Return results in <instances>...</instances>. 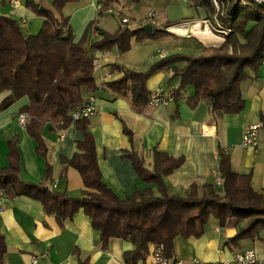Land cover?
<instances>
[{
	"label": "crops",
	"instance_id": "crops-1",
	"mask_svg": "<svg viewBox=\"0 0 264 264\" xmlns=\"http://www.w3.org/2000/svg\"><path fill=\"white\" fill-rule=\"evenodd\" d=\"M16 1L17 7L11 0H2L1 9L5 11L2 14L18 20L22 27H27L28 32L25 33L31 34L29 20L35 17V13L21 0ZM192 1L143 0L136 3L119 0L99 16L103 0H81L74 4L70 16L64 11L63 14L69 16L75 41H79L92 21L110 32L119 27V20L124 17L129 19L127 24L131 26L133 17L125 12L126 9L131 12L144 4L147 7L138 26L144 25V19L151 10H155L159 22L166 24L205 18L207 8L195 6ZM39 2L47 8H53L52 0ZM69 5L71 2L63 10ZM23 19L26 21L21 23ZM39 25L33 26L32 34ZM196 28L193 31L201 36L196 40L189 34H170L182 40L178 48L185 50L183 52L200 53V50L208 46L207 43L217 41L210 31ZM93 31L89 34V40L100 37L98 30L97 34ZM143 47L153 48L148 58L128 56L134 49ZM92 54L95 57L94 78L97 89L89 91L83 87L82 93L84 100L93 94L99 109L88 118V129L95 140L103 178L116 193L125 196L137 188L144 189L150 185L138 175L131 155L136 153L152 169L154 148L174 157H184V163L165 177L171 194L185 195L193 184H197L200 191H209L210 187L206 185L216 186L213 172H220V151L230 155L234 172L251 176L254 190H264V61L257 71L246 69L248 76L241 84L244 109L239 113L227 114L215 110L208 100H196L193 85H188L177 100L159 105L135 103L131 91L122 93L109 86V83L124 75L122 69L116 66L146 71L158 59L168 56L170 52L158 40L147 38L137 42L133 39L132 48L126 53L113 47L106 51L92 50ZM108 72L113 74L112 79H106ZM172 73L171 67L153 73L146 83L149 92L169 87L175 89L179 79L170 80ZM99 86H102L101 90ZM10 93V90L0 92V104ZM29 104V97L24 96L0 111V167L9 164L8 140L18 136L20 176L23 181L42 182L48 161L53 167L48 186L71 197H82L87 189L84 179L78 169L66 166L64 160L74 155L77 141L85 139L84 131L76 121L66 127L58 122L47 121L42 130L48 147L47 158H44L37 152L35 139L18 120L21 108ZM250 124H260L258 143L255 146L243 144L244 127ZM126 128L131 131V135L126 133ZM152 186L158 193L157 187ZM0 198L4 205L0 211V225L7 245L5 264H32L34 256L39 258L40 264H81L86 259L91 264H126L124 253L134 249L132 242L117 237L111 238L104 245L100 231L94 228L90 216L82 208L61 222L55 213H47L43 203L36 198L27 195L10 198L2 189ZM237 231L238 227L230 221L221 224L212 215L199 236L175 238L171 257L182 260L184 264H195L196 258L226 261L231 260L239 251L254 249L264 264V232L257 239H242L238 243L229 241ZM154 246L150 245L145 259L139 260L137 264H154L151 255Z\"/></svg>",
	"mask_w": 264,
	"mask_h": 264
},
{
	"label": "trees",
	"instance_id": "trees-1",
	"mask_svg": "<svg viewBox=\"0 0 264 264\" xmlns=\"http://www.w3.org/2000/svg\"><path fill=\"white\" fill-rule=\"evenodd\" d=\"M74 1L78 0H52V9H39L45 20L37 34H26L18 20L0 13V92L11 91L0 104V111L24 96L29 97L30 104L23 106L21 112L31 116L26 129L38 145L37 152L44 158L48 153L42 136L44 124L63 120L61 126L66 127L74 121L69 115L71 109L84 101L82 88L97 89L92 50L117 47L125 53L132 48L133 39L142 42L171 34L157 26H153L151 32L145 31L143 25L132 28L123 19L119 20V27L110 32L92 21L82 38L75 41L70 18L63 14L65 5ZM118 1L103 0L98 15L102 16ZM218 2V19L223 26L233 29L222 45L204 48L198 54L165 56L146 71L116 66L124 75L109 86L122 93L131 91L135 103L145 104L150 98L146 86L148 78L158 70L171 67L170 80L179 79L174 89L175 100L188 85H193L196 100H208L215 110L227 114L241 112L245 106L241 84L248 76L246 69L257 71L264 60V4ZM192 3L215 12L213 0H193ZM93 30L99 31L100 38L88 43ZM75 121L84 131L85 139L77 141L74 155L65 159L64 164L81 173L87 187L84 195L71 197L50 188L47 183L52 179L53 167L48 161L42 182L23 181L18 136H13L7 142L9 164L0 167V189L8 197L36 198L47 213H55L61 222L82 208L94 228L100 231L104 245L114 237L133 243L134 249L124 253L126 264H137L145 259L151 244H163L171 257L175 238L199 236L212 215L221 224L230 221L238 227L236 235L229 240L235 243L257 239L264 232V190H254L250 175L232 170L229 154L220 151L222 186L206 185L209 191L199 195V186L193 184L185 195H178L169 192L165 177L184 163V157H174L154 148L153 167L149 169L144 160L133 153L131 157L138 175L150 185L121 196L103 178L95 140L88 129L89 119ZM125 131L131 135L130 130ZM152 185L157 187L158 193ZM6 252L0 225V264H5ZM81 264L91 263L86 259Z\"/></svg>",
	"mask_w": 264,
	"mask_h": 264
},
{
	"label": "built area",
	"instance_id": "built-area-1",
	"mask_svg": "<svg viewBox=\"0 0 264 264\" xmlns=\"http://www.w3.org/2000/svg\"><path fill=\"white\" fill-rule=\"evenodd\" d=\"M2 1V0H0ZM243 5L248 3L264 4V0H235ZM215 6V12H208L205 18L199 20L190 21L184 20L179 23L171 24L166 29L175 30V28H186L190 30L194 27H200V29H206L210 31L213 35L218 36L216 33L229 35L233 29L225 27L222 25L221 21L218 19L217 13L220 11V4L218 0H213ZM11 3L17 7L18 2L16 0H11ZM101 7V6H100ZM26 20L23 19L21 23ZM124 22H129L128 18H123ZM144 24H151L152 26H159V21L157 19V14L155 10H151L144 19ZM94 34L98 31L94 30ZM162 55V54H161ZM264 61V60H263ZM106 79H112L113 74L108 72L105 75ZM102 89V86H99ZM174 101V88L169 87L167 89H157L150 93V98L148 103L150 105L168 104ZM98 101L97 98L91 94L87 97L82 104L75 106L71 109L69 115L72 119L78 120L81 118H89L98 112ZM18 120L23 127H26L27 122L31 120V116L25 112L18 114ZM58 124L62 125L63 120L58 121ZM260 124H250L244 127L243 130V144L248 146H255L258 143ZM214 184L216 186H222L223 177L219 171L213 172ZM4 208L2 198H0V211ZM152 258L154 264H184L180 259L170 257L166 254V249L163 244L155 245L152 251ZM32 264H40L38 257L32 258ZM195 264H262V261L257 257V253L254 249H246L239 251L231 260L226 261H208L201 260L199 258L195 259Z\"/></svg>",
	"mask_w": 264,
	"mask_h": 264
},
{
	"label": "rangeland",
	"instance_id": "rangeland-1",
	"mask_svg": "<svg viewBox=\"0 0 264 264\" xmlns=\"http://www.w3.org/2000/svg\"><path fill=\"white\" fill-rule=\"evenodd\" d=\"M81 0H78V1H74V2H71V5H69L65 10H63L64 11V13L66 14V15H71V10L74 8V4H76V3H78V2H80ZM21 2H23L24 3V5H26V6H30L31 7V9L33 10V12L35 13V17H33L32 19L30 18V24H31V26H30V30H29V33H31L32 34V31L34 30V25H36V24H39L40 23V25L38 26V29L36 30V32L35 33H33V34H37L40 30H41V28H42V26H43V16L40 14V12H39V9H41V7H46L47 8V6H45V4L44 3H40L39 2V0H21ZM46 2V1H45ZM52 6H53V4H52ZM115 7H117V8H119V6H117L116 4L114 5ZM3 7V5H1L0 4V10H1V12L0 13H2V12H5V11H2V8ZM146 7H147V5H141L140 7H139V9H134L133 11L131 10V12H130V10H128V9H126V13H128V14H130V15H132V17L134 18H132V20H131V26L132 27H137L139 24H140V22H141V17H142V15L145 13V10H146ZM35 18V19H34ZM112 20H113V22H116L115 21V19H113V18H111ZM123 19V18H122ZM128 23V22H127ZM165 22H159V26H157L158 28H160V29H163V30H166L167 32H169V33H171V34H182V35H184V34H189V35H191L192 37L191 38H194L195 40L197 39V38H200L201 36H199V33H196V32H194L193 30H194V28H196V27H194V28H191L190 30H187L186 28H175V30H170V29H166L169 25H171V24H164ZM72 27V26H71ZM198 29H200V27H198L197 26V28H196V30H198ZM23 30L25 31V32H28V30H27V27L26 26H23ZM201 30V29H200ZM203 30V29H202ZM72 31H73V28H72ZM86 31V30H85ZM85 33V32H84ZM220 38L218 39L217 38V36L216 35H213V34H211V36H214V38L217 40V41H215V42H211V43H207L208 44V46L207 47H204V48H213V47H219L220 45H222L224 42H225V40H226V37L227 36H225L224 34H221V33H216ZM84 35V34H83ZM187 36V35H186ZM89 38H90V36H89ZM95 38V37H94ZM100 37H96L94 40H98ZM81 39V38H80ZM151 39H153V40H155V41H157L158 40V43L162 46V47H164L165 49H167L169 52H170V54L169 55H172V54H175V53H186V52H183V51H185V50H180V49H182V48H178V47H181V45L180 44H178L179 42H181L182 40L179 38V37H175V36H173V35H161V36H159V37H155V38H151ZM90 42V40H88V43ZM205 42H206V40H205ZM132 45H133V42H132ZM153 51V48L151 47H143L142 49H134L133 51H131L130 53H128L129 55L128 56H130V57H133V58H141V59H145V58H148V55L151 53ZM128 52V51H127ZM199 52H201V50L199 51ZM126 53V52H125ZM188 54H192V53H188ZM194 54H198L197 52L196 53H194ZM158 60H160V59H158ZM157 60V61H158ZM156 61V62H157ZM199 192V195H202L203 193H205V192H207V191H198Z\"/></svg>",
	"mask_w": 264,
	"mask_h": 264
},
{
	"label": "water",
	"instance_id": "water-1",
	"mask_svg": "<svg viewBox=\"0 0 264 264\" xmlns=\"http://www.w3.org/2000/svg\"><path fill=\"white\" fill-rule=\"evenodd\" d=\"M44 9H45V7H41V10H44ZM143 29L145 31L151 32L153 30V26L151 24H144Z\"/></svg>",
	"mask_w": 264,
	"mask_h": 264
}]
</instances>
